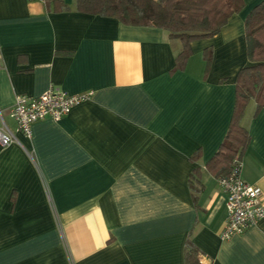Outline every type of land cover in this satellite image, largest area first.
<instances>
[{
    "label": "crops",
    "instance_id": "1",
    "mask_svg": "<svg viewBox=\"0 0 264 264\" xmlns=\"http://www.w3.org/2000/svg\"><path fill=\"white\" fill-rule=\"evenodd\" d=\"M260 1L191 41L176 69L182 43L165 29L76 0H0V129L16 139L0 145V264H184L187 238L202 264H264V218L222 239L226 196L205 167L250 64L244 21ZM51 86L92 95L35 121L28 138L10 108ZM254 108L242 177L264 196V108Z\"/></svg>",
    "mask_w": 264,
    "mask_h": 264
},
{
    "label": "trees",
    "instance_id": "2",
    "mask_svg": "<svg viewBox=\"0 0 264 264\" xmlns=\"http://www.w3.org/2000/svg\"><path fill=\"white\" fill-rule=\"evenodd\" d=\"M53 0H46V3ZM245 0H76L78 10L113 16L128 25L165 29L170 38L182 43L175 68H182L190 55V42L211 37L240 11ZM246 53L249 65L241 68L235 84V101L228 130L214 155L205 164L216 179L229 173L235 161H242L250 135L242 120L247 106L254 103V114L264 108V0L258 2L244 21ZM207 64L210 50L205 52ZM190 183L199 182L198 170L190 174ZM193 190L197 189L194 185ZM200 250L187 238L184 264H202Z\"/></svg>",
    "mask_w": 264,
    "mask_h": 264
},
{
    "label": "built area",
    "instance_id": "3",
    "mask_svg": "<svg viewBox=\"0 0 264 264\" xmlns=\"http://www.w3.org/2000/svg\"><path fill=\"white\" fill-rule=\"evenodd\" d=\"M46 2V0H38ZM91 91L70 94L51 86L38 96L18 94L10 108L17 130L31 137V125L44 118L59 120L66 116L73 106L88 99ZM15 136L0 129V145L15 142ZM242 161H235L229 173L216 179L226 196V218L220 237L229 239L255 225L264 218V196L259 186L250 184L242 177Z\"/></svg>",
    "mask_w": 264,
    "mask_h": 264
}]
</instances>
